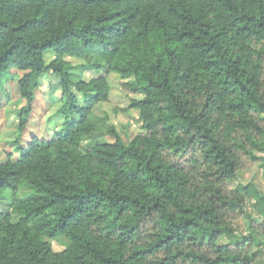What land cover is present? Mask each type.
<instances>
[{
  "label": "trees",
  "instance_id": "trees-1",
  "mask_svg": "<svg viewBox=\"0 0 264 264\" xmlns=\"http://www.w3.org/2000/svg\"><path fill=\"white\" fill-rule=\"evenodd\" d=\"M13 70L25 105L19 159L0 165V264L256 263L264 195L228 183L264 160V0H0V82ZM84 70L142 95L129 144L91 119L111 87ZM49 74L54 134L23 146ZM243 217L247 236L230 227Z\"/></svg>",
  "mask_w": 264,
  "mask_h": 264
},
{
  "label": "rangeland",
  "instance_id": "rangeland-1",
  "mask_svg": "<svg viewBox=\"0 0 264 264\" xmlns=\"http://www.w3.org/2000/svg\"><path fill=\"white\" fill-rule=\"evenodd\" d=\"M53 54L47 55V60L51 61ZM18 74L15 70L4 76V80L0 82V165L7 162L8 159L17 161L19 154L16 152L15 141L18 137L19 127V113L25 105V101L21 98L19 87L17 85L16 77ZM83 76L86 80L106 76L108 78L111 92L110 100L108 103L98 105L91 116V119L97 122H102L104 116H109L111 123L116 127L120 134L122 141L125 144H129L131 140L138 134L143 133L142 120L140 112L130 109V102L133 99H141L142 95H135L127 92L122 86L121 82L117 80L114 74H109L107 71L97 72L93 70H84ZM58 78L49 74L42 78L39 91L36 93V101L34 103L33 113L29 118V123L25 134L22 137V145L26 146L31 140L32 136H36L41 140L49 139L54 132L46 131L49 126L48 119L54 114L55 106L53 108L50 101V90L53 85L58 84ZM82 102V101H81ZM52 124V122H50ZM55 125V123L53 122ZM60 124L55 125V129L59 128ZM92 142L91 144H93ZM89 146V144L87 143ZM261 158H264V154H259ZM253 183L259 192L264 195V160L259 161L252 167L240 170L237 175L236 181L228 183L230 190H234L238 184L248 185ZM19 197L24 199L27 194L24 192L19 193ZM10 195H6L0 201V211H10ZM248 218L259 219L254 210L250 207L248 210ZM248 218H240L233 220L230 227L240 236H247L249 233ZM53 251L60 253L65 251L70 246V240L65 237H59L56 239L47 240ZM256 263L264 264V246L259 245L255 248Z\"/></svg>",
  "mask_w": 264,
  "mask_h": 264
}]
</instances>
